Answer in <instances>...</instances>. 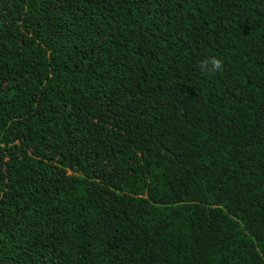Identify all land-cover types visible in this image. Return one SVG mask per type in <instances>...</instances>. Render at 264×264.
<instances>
[{
  "label": "trees",
  "instance_id": "trees-1",
  "mask_svg": "<svg viewBox=\"0 0 264 264\" xmlns=\"http://www.w3.org/2000/svg\"><path fill=\"white\" fill-rule=\"evenodd\" d=\"M0 264H264V0H0Z\"/></svg>",
  "mask_w": 264,
  "mask_h": 264
},
{
  "label": "clouds",
  "instance_id": "clouds-1",
  "mask_svg": "<svg viewBox=\"0 0 264 264\" xmlns=\"http://www.w3.org/2000/svg\"><path fill=\"white\" fill-rule=\"evenodd\" d=\"M222 65L223 61L220 58L212 56L202 61L200 67L202 70L217 72L222 68Z\"/></svg>",
  "mask_w": 264,
  "mask_h": 264
}]
</instances>
